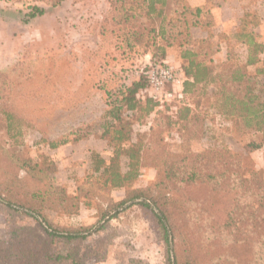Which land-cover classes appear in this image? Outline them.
<instances>
[{
  "label": "trees",
  "instance_id": "1",
  "mask_svg": "<svg viewBox=\"0 0 264 264\" xmlns=\"http://www.w3.org/2000/svg\"><path fill=\"white\" fill-rule=\"evenodd\" d=\"M34 1L57 7L65 0ZM117 3L122 8L118 24L134 41L128 43L129 49L143 48L144 55L156 54L163 59L168 49H182V58L188 64L183 68L186 78L180 98L198 86L218 83L219 113L226 118L237 116L245 129L264 134V87L258 89L256 83L264 74V58L260 64L264 43L248 28L249 16L234 35L247 50L246 63L238 57L239 65L215 75L206 61L210 50L197 53L190 49L197 44L192 29L212 26L209 11L191 8L185 0H130L127 5L120 0L111 2L113 7ZM44 14L43 7L32 5L28 19ZM232 59L229 52L228 63ZM253 65L259 67L250 73L247 68ZM147 86L148 81L140 80L125 87L105 115L108 121L100 138L112 154L107 160L92 151V170L104 177L103 188L110 192L123 190L125 196L119 201L110 197L106 204L98 205L97 220L90 225L63 226L48 217V212H53L73 218L86 203L80 193L71 195L55 183L54 162L35 163L22 154V140L29 127L24 121L18 124L20 118L14 107L0 101V205L11 224L9 240L6 244L0 240V264H87L90 258L103 262L113 237L99 238L95 243L92 238L134 208L141 209L154 226L165 245L167 264H264V173H245V156L228 148H210L179 157L165 151L163 155L155 153L151 142L135 145L130 116L139 108L150 115L161 106L147 96L141 99L144 103L140 101L138 95ZM192 115V108L181 107L174 122L189 126ZM155 127L156 121L152 125ZM48 145L53 150L58 147L55 143ZM261 147L254 141L246 150L251 153ZM148 155L156 160L159 179L149 187H133L141 177L143 158ZM123 158L128 162L126 172ZM21 170H25L26 177H19ZM25 217L31 218L34 225L17 224ZM242 247L247 254L253 251L252 257L243 256Z\"/></svg>",
  "mask_w": 264,
  "mask_h": 264
},
{
  "label": "rangeland",
  "instance_id": "2",
  "mask_svg": "<svg viewBox=\"0 0 264 264\" xmlns=\"http://www.w3.org/2000/svg\"><path fill=\"white\" fill-rule=\"evenodd\" d=\"M112 1L65 0L51 7L34 0H0V101L14 107L20 118L18 124L24 121L29 127L21 152L35 163L54 162L55 183L71 195L80 193L86 203L73 218L48 212L51 220L63 226L93 224L97 220L98 205L106 204L110 197L119 201L125 196L123 190L110 192L103 188L104 177L95 174L91 165L92 151L107 160L111 157V149L100 136L108 121L105 115L118 101L120 92L134 81H148V72L159 65L180 71L173 61L165 62L156 54L155 57L144 55L143 48L127 47L134 41L124 26L118 24L121 4L113 7ZM120 1L126 5L130 2ZM36 4L45 9V14L28 19L31 6ZM262 8L264 16V6ZM257 9L249 10L251 13L246 19L250 21L249 29L259 21L260 8ZM219 41L229 44L233 58L221 67L220 71L224 72L231 65H239L242 47L230 33L221 35ZM216 44L217 38L212 37L208 44L200 45V50H210V53ZM173 49L182 55V49ZM262 70L264 72V67ZM260 79L256 81L258 89L264 87V74ZM219 89L218 83L204 88L198 86L180 98L183 86L176 87L172 88L174 99L164 106L159 103L162 107H157L150 115L139 108L129 118L132 142L135 145L140 141L143 145L151 142L155 153L163 155L165 151L179 157L210 148H228L245 156V173L251 170L264 173V134L245 129L237 116L221 115L217 108L221 103ZM146 90L149 83L138 95L142 103L145 100L141 99L150 93ZM185 106L192 108L194 118L189 126L176 125L175 115ZM155 121L156 127L152 128ZM254 141L262 147L249 153L246 147ZM49 143L58 147L53 150ZM154 162L153 156L143 158L141 177L133 187L156 183L159 169ZM127 163L123 158L124 172L128 170ZM19 177H26L25 170L19 171ZM17 221L18 225H34L31 218ZM10 231L11 224L0 205V240L4 244L11 236ZM106 237H113L107 259L96 262L90 258L87 264H167L165 245L139 208L111 221L92 241ZM252 252L247 254L246 249H240L248 258L252 257Z\"/></svg>",
  "mask_w": 264,
  "mask_h": 264
},
{
  "label": "crops",
  "instance_id": "3",
  "mask_svg": "<svg viewBox=\"0 0 264 264\" xmlns=\"http://www.w3.org/2000/svg\"><path fill=\"white\" fill-rule=\"evenodd\" d=\"M186 4L194 9H204L209 11L213 17V24L211 27H195L192 29V35L194 39L197 41V46H193L190 49L199 53L200 45L205 40H210L212 37L217 38V44L215 49H213L208 55L207 65L212 67L215 71V75H217L223 65L228 63L229 61V52L230 47L228 43H223L219 41V37L224 33H230L232 36L236 35L243 24L244 20L247 16H250V11L254 9L260 8V18L259 21L256 22L252 26L254 32L259 34L260 41L264 42V16L262 15V7L264 6V0H185ZM251 8H254L251 10ZM250 10V11H249ZM258 10V9H257ZM255 16H257V12H254ZM249 28V27H248ZM200 58L204 57L202 53H200ZM241 59L242 63L245 64L247 61V50L242 47L241 54L238 55ZM264 54L261 55V60L263 63ZM175 62L180 67V71L184 80L186 78L183 68L188 64L186 60L182 58V55L179 54L173 48L167 50V55L165 58V62ZM259 65L248 66V70L250 73L254 72Z\"/></svg>",
  "mask_w": 264,
  "mask_h": 264
},
{
  "label": "built area",
  "instance_id": "4",
  "mask_svg": "<svg viewBox=\"0 0 264 264\" xmlns=\"http://www.w3.org/2000/svg\"><path fill=\"white\" fill-rule=\"evenodd\" d=\"M148 83L150 92L148 97L164 104L174 99L175 92L172 88L181 87L184 77L181 71H176L172 66L159 65L148 72Z\"/></svg>",
  "mask_w": 264,
  "mask_h": 264
}]
</instances>
